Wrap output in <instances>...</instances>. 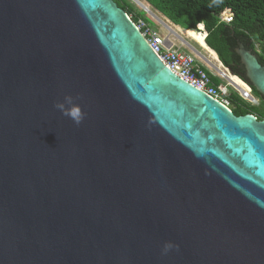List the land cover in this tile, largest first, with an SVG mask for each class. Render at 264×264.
<instances>
[{"label":"water","instance_id":"95a60500","mask_svg":"<svg viewBox=\"0 0 264 264\" xmlns=\"http://www.w3.org/2000/svg\"><path fill=\"white\" fill-rule=\"evenodd\" d=\"M0 264H264V120L174 73L115 0H0Z\"/></svg>","mask_w":264,"mask_h":264},{"label":"trees","instance_id":"16d2710c","mask_svg":"<svg viewBox=\"0 0 264 264\" xmlns=\"http://www.w3.org/2000/svg\"><path fill=\"white\" fill-rule=\"evenodd\" d=\"M174 24L193 34L194 39L208 47L217 55L232 76L245 85H250L246 70L236 53L238 42L258 55L264 65V0H147ZM128 14L133 9L120 5ZM233 12V21L221 22L220 16L226 9ZM204 22L203 30L197 28ZM207 33V35H206ZM253 92L261 98L264 107V96L254 88ZM232 101V111L237 115L253 114L264 120L260 107H250L237 97Z\"/></svg>","mask_w":264,"mask_h":264},{"label":"built area","instance_id":"2783aa9c","mask_svg":"<svg viewBox=\"0 0 264 264\" xmlns=\"http://www.w3.org/2000/svg\"><path fill=\"white\" fill-rule=\"evenodd\" d=\"M132 1L146 12L144 10L146 7L139 0ZM233 16L232 10L228 8L221 14L220 20L230 24L233 21ZM128 17L137 25L159 59L183 80L204 91L228 108H230V103L234 101L232 97H237L238 100L250 107L258 106L260 99L248 83L245 82V85L242 86L229 83L220 71L205 61L203 55L192 50L187 51L185 48L192 49V47L182 37L173 34L170 30L166 35H162L160 30H156L147 20L140 17L134 9L133 12L128 14ZM171 36L177 37L178 43Z\"/></svg>","mask_w":264,"mask_h":264},{"label":"rangeland","instance_id":"374dc122","mask_svg":"<svg viewBox=\"0 0 264 264\" xmlns=\"http://www.w3.org/2000/svg\"><path fill=\"white\" fill-rule=\"evenodd\" d=\"M118 4H120V5H122V6H124V5H126V6H128V7H130V8H132V9H134V11L136 12V13H138L139 15H140V17H142V18H144L145 20H147L156 30H160V33L162 34V35H166V33L168 32V29L166 28V26H163V25H161L160 23H159V21L156 19V18H154V16H152L151 14H149V13H146V12H144L138 5H136L135 4V2L134 1H132V0H115ZM139 1H141L142 3H144V4H146L151 10H152V12L153 13H155L157 16H159L160 17V15H161V12L159 11V10H157L153 5H151L147 0H139ZM150 6H149V5ZM160 12V15H159V13L158 12ZM165 16V15H164ZM166 17V16H165ZM161 19H163L162 17H160ZM167 18V17H166ZM164 21H165V19H163ZM168 20H170L169 18H168ZM170 22H172L171 20H170ZM173 23V22H172ZM176 25V24H175ZM178 27L180 28V29H184V28H182L181 26H179L178 25ZM188 32V36H186L185 34H183V32L179 35L180 37H182V39L183 40H185L187 43H189L191 46H193L195 49H190L189 47H187V48H185V49H187V51H194V52H196V53H198V54H203V55H205L206 57H208V58H210L209 57V53H208V51H206L205 49H204V46L203 45H201V44H199L195 39H194V37H193V34L191 33V32H189V31H187ZM172 36H174V35H172ZM177 37H172V39H175L176 41H177V39H176ZM230 71V70H229ZM233 74V73H232ZM260 99V102H259V104H258V106H255V107H260V109H261V111L262 112H264V107H263V105H262V100H261V98H259ZM234 106H233V103H230V108H233ZM259 119H261V118H259ZM262 120V119H261Z\"/></svg>","mask_w":264,"mask_h":264},{"label":"bare ground","instance_id":"6f19581e","mask_svg":"<svg viewBox=\"0 0 264 264\" xmlns=\"http://www.w3.org/2000/svg\"><path fill=\"white\" fill-rule=\"evenodd\" d=\"M141 2V1H140ZM142 3V2H141ZM144 5V7H146V9H144L146 11V13L151 14L152 16H154V18H156L159 23L163 26H167V29L170 30L173 34L175 35H180L182 32L183 34H185L186 36H188V32L185 31V29H180L179 27L173 26L171 23H169V21H164L163 19H161L159 16H157L155 13L152 12V10L144 3H142ZM166 18V17H165ZM178 26V25H177ZM191 46V45H190ZM193 49H195L193 46H191ZM204 49L206 51H208L209 53V57H206L205 55H203L205 61L212 67H215L216 70L220 71L221 74H223V76L229 81V83L233 84V85H238V86H242L244 84H242L240 81L236 80L230 71H228V69L222 64V62L220 61V59L217 57V55L215 53H213L208 47L204 46Z\"/></svg>","mask_w":264,"mask_h":264},{"label":"clouds","instance_id":"9594fccd","mask_svg":"<svg viewBox=\"0 0 264 264\" xmlns=\"http://www.w3.org/2000/svg\"><path fill=\"white\" fill-rule=\"evenodd\" d=\"M217 2L218 0H213V3H217ZM197 28L203 30L204 22L203 21L199 22V24L197 25ZM66 99H68L69 103H72L71 98H66ZM55 107L58 108L65 116H68L71 119H73L77 125H79L84 119V114L82 113L81 106L79 104L72 103V106L67 110L64 108L63 104H56ZM173 248H176L178 250L179 245L174 244L171 241L166 242L163 247V253L167 254Z\"/></svg>","mask_w":264,"mask_h":264},{"label":"crops","instance_id":"0c3cea01","mask_svg":"<svg viewBox=\"0 0 264 264\" xmlns=\"http://www.w3.org/2000/svg\"><path fill=\"white\" fill-rule=\"evenodd\" d=\"M149 5V4H148ZM150 6V5H149ZM158 12V11H157ZM159 13V15H160V12H158ZM160 17H162L163 19H165V21H169V23H171L173 26H176V27H178L177 25H175L174 23H172V22H170V20H168V18H165V16L161 13V15H160ZM185 31H187V30H185ZM171 38H172V36H171ZM174 40V39H173ZM176 43H178L176 40H174Z\"/></svg>","mask_w":264,"mask_h":264},{"label":"flooded vegetation","instance_id":"af4514ba","mask_svg":"<svg viewBox=\"0 0 264 264\" xmlns=\"http://www.w3.org/2000/svg\"><path fill=\"white\" fill-rule=\"evenodd\" d=\"M257 118L259 119L260 117H259V116H257ZM259 120H261V119H259Z\"/></svg>","mask_w":264,"mask_h":264}]
</instances>
